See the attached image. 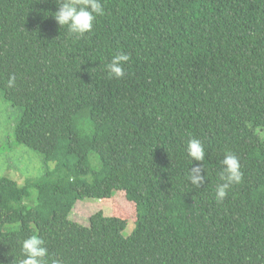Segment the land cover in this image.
Listing matches in <instances>:
<instances>
[{"label":"trees","instance_id":"obj_1","mask_svg":"<svg viewBox=\"0 0 264 264\" xmlns=\"http://www.w3.org/2000/svg\"><path fill=\"white\" fill-rule=\"evenodd\" d=\"M101 3L77 38L56 0H0V90L23 109L14 136L55 165L24 185L0 177V264H18L33 234L47 264H264V0ZM121 51L125 75L110 79ZM190 137L205 148L199 188ZM225 152L243 180L217 203ZM122 195L137 212L128 236L102 211L70 219L77 200Z\"/></svg>","mask_w":264,"mask_h":264},{"label":"clouds","instance_id":"obj_2","mask_svg":"<svg viewBox=\"0 0 264 264\" xmlns=\"http://www.w3.org/2000/svg\"><path fill=\"white\" fill-rule=\"evenodd\" d=\"M56 3L59 7L53 13L54 19L61 27L67 26L68 31L77 38L90 33L97 16L104 14L101 0H56ZM129 59L130 55L123 51L113 55L110 63L106 65L109 78L122 79L125 75L123 66ZM15 86L16 76L12 75L8 78L6 87L13 88ZM186 151L192 163L193 161L201 162L189 170L187 177L192 186L199 188L206 179V176L202 174L204 172L202 164L206 155L204 145L198 138L190 137L187 141ZM220 164L222 166L219 174L221 183H218L215 189V201L217 203H223L230 188L243 180L241 164L235 154L225 152ZM44 243V240L37 234L24 239L21 245L24 258L18 264H47L46 258L49 253ZM52 264H62V261L53 260Z\"/></svg>","mask_w":264,"mask_h":264},{"label":"rangeland","instance_id":"obj_3","mask_svg":"<svg viewBox=\"0 0 264 264\" xmlns=\"http://www.w3.org/2000/svg\"><path fill=\"white\" fill-rule=\"evenodd\" d=\"M22 116L23 109L6 101L0 90V177L16 179L20 185H24L28 179L40 178L47 167L51 170L55 168L53 163L48 166L39 152L17 143L14 130ZM127 202L123 195L119 200H77L70 219L89 226L90 217L102 211L106 217L126 219L129 225L124 235L128 236L135 228L137 212L135 206Z\"/></svg>","mask_w":264,"mask_h":264}]
</instances>
